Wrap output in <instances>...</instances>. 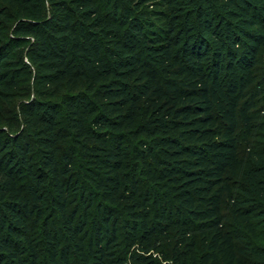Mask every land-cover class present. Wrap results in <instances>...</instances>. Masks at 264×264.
<instances>
[{
  "label": "trees",
  "instance_id": "1",
  "mask_svg": "<svg viewBox=\"0 0 264 264\" xmlns=\"http://www.w3.org/2000/svg\"><path fill=\"white\" fill-rule=\"evenodd\" d=\"M263 56L264 0H0V264H264Z\"/></svg>",
  "mask_w": 264,
  "mask_h": 264
},
{
  "label": "rangeland",
  "instance_id": "2",
  "mask_svg": "<svg viewBox=\"0 0 264 264\" xmlns=\"http://www.w3.org/2000/svg\"><path fill=\"white\" fill-rule=\"evenodd\" d=\"M261 66H262L261 70L264 71V56L262 57V65ZM260 106H261V108L263 110V114H264V99H261ZM248 142H251L252 144H261L262 139L255 137L253 139H250V141H248L244 138L242 131L239 130V150L241 152L242 157H245L247 154V151L249 148Z\"/></svg>",
  "mask_w": 264,
  "mask_h": 264
}]
</instances>
